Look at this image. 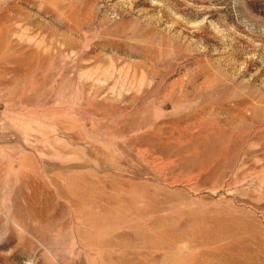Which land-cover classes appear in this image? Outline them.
<instances>
[{"label":"rangeland","instance_id":"1","mask_svg":"<svg viewBox=\"0 0 264 264\" xmlns=\"http://www.w3.org/2000/svg\"><path fill=\"white\" fill-rule=\"evenodd\" d=\"M0 264H264V0H0Z\"/></svg>","mask_w":264,"mask_h":264}]
</instances>
